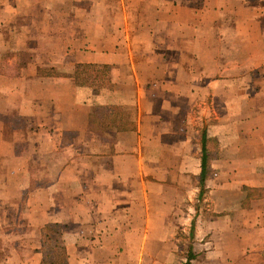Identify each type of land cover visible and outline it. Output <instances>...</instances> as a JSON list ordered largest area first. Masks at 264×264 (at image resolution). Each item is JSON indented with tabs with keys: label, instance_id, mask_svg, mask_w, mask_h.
Instances as JSON below:
<instances>
[{
	"label": "crops",
	"instance_id": "1",
	"mask_svg": "<svg viewBox=\"0 0 264 264\" xmlns=\"http://www.w3.org/2000/svg\"><path fill=\"white\" fill-rule=\"evenodd\" d=\"M9 1L13 19L0 18V228L15 223L25 195L29 225L70 232L72 264L111 249L127 208L156 193L162 202L193 175L188 160L201 176L206 159L209 192L261 193L247 210L264 242V0H117L108 23L84 10L89 22L72 26L79 35L68 43L50 35L66 26L48 24L49 0L42 21L33 0ZM196 105L215 115L199 155L181 125Z\"/></svg>",
	"mask_w": 264,
	"mask_h": 264
},
{
	"label": "rangeland",
	"instance_id": "2",
	"mask_svg": "<svg viewBox=\"0 0 264 264\" xmlns=\"http://www.w3.org/2000/svg\"><path fill=\"white\" fill-rule=\"evenodd\" d=\"M45 1L33 0L35 21H42L40 11ZM9 4V0H0V18L6 23L13 19L11 12L6 10ZM91 7L97 23H108L112 17L108 18L107 11L111 14V9L117 8V0H49L48 24L52 27L66 26V33L55 31L50 35L55 38L63 36L67 43L73 41L79 33L71 32L70 28L87 26L90 17L84 10L88 11ZM73 10L83 11L75 15ZM43 21L45 23V19ZM80 35L88 37V29ZM187 116V122L182 121L181 125L187 139L198 142L199 155L202 129L212 123L215 115L211 113L205 118L201 107L196 105L191 113L188 110ZM17 123L21 121L17 120ZM2 164L0 162V167ZM187 165L189 175H193L178 180V192L162 193V202L156 193L151 195L145 206L127 208V217L122 218L120 226L122 230L112 226L116 230L112 234L114 239L107 242L112 245L111 249L104 252L96 243L98 249H88L85 258H72V264H182L189 248L194 256L192 264H264V242L258 241L247 210L251 198L261 193L250 191L247 187L241 188V195L230 188L222 194L209 192L206 188L209 180L203 176L201 181L200 175H194L197 166L193 164L192 167L189 160ZM212 181L211 178L210 183ZM19 204L15 223L0 228V264L66 263L67 245L74 244L70 232L63 235L69 236L66 239L59 235L61 230L65 231L62 225H47L45 228L29 225L24 218L27 206L25 195L19 197ZM80 245L81 248L85 246ZM35 251L44 254L36 261L30 259Z\"/></svg>",
	"mask_w": 264,
	"mask_h": 264
},
{
	"label": "trees",
	"instance_id": "3",
	"mask_svg": "<svg viewBox=\"0 0 264 264\" xmlns=\"http://www.w3.org/2000/svg\"><path fill=\"white\" fill-rule=\"evenodd\" d=\"M205 163H206V159H203L202 165H201V167H202V169H201V181L203 178V172H204L203 167H205ZM191 251H192L191 248H189L187 258L182 264H192L191 261H192V259H194V256L190 253ZM53 264H57V263H53ZM60 264H63V263H60ZM64 264H65V262H64Z\"/></svg>",
	"mask_w": 264,
	"mask_h": 264
}]
</instances>
